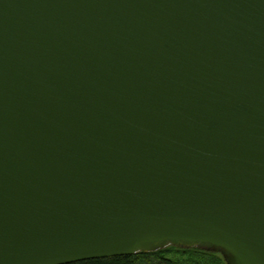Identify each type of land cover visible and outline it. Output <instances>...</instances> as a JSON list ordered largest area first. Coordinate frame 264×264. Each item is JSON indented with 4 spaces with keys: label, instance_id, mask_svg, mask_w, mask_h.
Listing matches in <instances>:
<instances>
[{
    "label": "water",
    "instance_id": "obj_1",
    "mask_svg": "<svg viewBox=\"0 0 264 264\" xmlns=\"http://www.w3.org/2000/svg\"><path fill=\"white\" fill-rule=\"evenodd\" d=\"M168 247L264 264V0H0V264Z\"/></svg>",
    "mask_w": 264,
    "mask_h": 264
},
{
    "label": "snow or ice",
    "instance_id": "obj_2",
    "mask_svg": "<svg viewBox=\"0 0 264 264\" xmlns=\"http://www.w3.org/2000/svg\"><path fill=\"white\" fill-rule=\"evenodd\" d=\"M158 257H164L168 255H179L175 251H166L155 254ZM80 264H153L146 255L141 254L139 257L134 255H117L113 257L102 258H86L80 262ZM156 264H182L180 261L158 260Z\"/></svg>",
    "mask_w": 264,
    "mask_h": 264
},
{
    "label": "trees",
    "instance_id": "obj_3",
    "mask_svg": "<svg viewBox=\"0 0 264 264\" xmlns=\"http://www.w3.org/2000/svg\"><path fill=\"white\" fill-rule=\"evenodd\" d=\"M166 251H175V252H178L179 254L188 255L192 257L198 256L199 259L194 264H225L220 254L211 253V252H207V251H203L199 249H180L176 247H168V248H165L157 252L138 253L134 256L139 257L141 254H144L147 256L149 260L153 262V264H156V261L161 260V259L175 261V260H172L171 258H168V256L158 257L155 255L156 253L166 252ZM76 264H80V263H76ZM182 264H191V263L187 262V263H182Z\"/></svg>",
    "mask_w": 264,
    "mask_h": 264
},
{
    "label": "rangeland",
    "instance_id": "obj_4",
    "mask_svg": "<svg viewBox=\"0 0 264 264\" xmlns=\"http://www.w3.org/2000/svg\"><path fill=\"white\" fill-rule=\"evenodd\" d=\"M222 257V256H221ZM168 258H171L172 260L175 261H180L182 263H191L194 264L195 262L198 261L199 257L198 256H188V255H183V254H179V255H168ZM223 259V258H222ZM225 262V261H224ZM226 264V263H225Z\"/></svg>",
    "mask_w": 264,
    "mask_h": 264
}]
</instances>
